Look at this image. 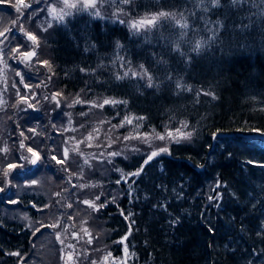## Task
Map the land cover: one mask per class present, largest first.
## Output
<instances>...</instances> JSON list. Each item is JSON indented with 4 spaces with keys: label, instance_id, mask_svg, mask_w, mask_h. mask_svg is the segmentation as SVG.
<instances>
[{
    "label": "trees",
    "instance_id": "obj_1",
    "mask_svg": "<svg viewBox=\"0 0 264 264\" xmlns=\"http://www.w3.org/2000/svg\"><path fill=\"white\" fill-rule=\"evenodd\" d=\"M27 3L36 8L45 5L41 0ZM220 4L213 7L210 0L200 6L195 0H134L125 5L130 17L164 10L177 13L179 19L183 13L190 26L185 39L192 42L206 40L219 30L222 42L209 41L199 54L190 50L192 43L181 42L184 57L171 51L181 29L165 21L159 31L149 34V43L143 34L132 36L124 25L88 14L67 18L66 27L53 23L48 28L45 7L31 20L27 17L32 13L22 10L30 15L20 21L39 38L37 56L47 53L41 61L48 60L52 71L35 61L38 66L17 65L24 81L31 83L34 91L40 84L36 92L49 99L40 100L35 108L15 103L19 99L12 100L15 104L10 122L18 129L36 128L41 132L39 140L34 141L41 154L45 149L46 155L57 153L61 158L67 147L70 158L65 167L69 171L46 163L42 154L40 166L31 175L20 176L14 169L5 177L7 163H13V156L0 154V188L4 189L0 192V264L30 263V252L37 241L50 239L54 232L49 227L36 234L34 230L56 220L60 221L61 234L65 227L81 234L78 264H91V260L102 259L108 251L120 259L124 245L117 241L126 234L127 264H264V139L252 136L264 133V15H260L264 0H256L258 6H234L230 0H220ZM13 5L0 6L2 21L21 17ZM205 7L207 11L203 10ZM238 25L249 27L241 30ZM9 29H14L18 38L23 37L17 25ZM161 32L168 39H159ZM117 41L122 47H115ZM86 46L89 51H85ZM158 60L167 63H157ZM141 64L149 69L158 87H147L146 78L115 79L129 68L140 71ZM81 68L87 71L82 72ZM9 73L12 82L20 85L18 77ZM177 80L192 91L177 89ZM208 91L216 99L203 94ZM56 92L62 93L60 107L51 100ZM16 93L12 91L13 98L18 97ZM78 94L88 103H83L82 108L76 103L68 107ZM104 99L128 102L126 106L109 104L96 109L107 128L119 125L126 115L146 117L140 122L141 134L151 132L153 127L163 133L165 125L178 128L180 121H187L192 139L179 144L167 142L171 154L154 158L141 175L133 176L129 173L137 171L157 146L109 148L108 141L97 138L99 151H120L121 155L112 160L96 156L93 163L98 164L91 171L94 164L84 163L90 151L79 147L76 141L65 144L71 134L63 129L70 117L80 118L79 109L89 110V103H103ZM99 116L97 119L101 120ZM88 118L85 115L81 119ZM86 129L90 127L87 125ZM112 134L117 142L135 132L132 125H126L113 129ZM43 137L48 138L46 143ZM53 141L57 147L51 152ZM30 142L26 139V148ZM19 145L15 144V148L20 150ZM74 147L79 151L73 152ZM133 148L139 151H132ZM85 170L84 180L87 177L93 182L83 180ZM33 180L37 183L32 184ZM77 183L93 185L74 193L77 188L72 185L78 186ZM217 193L218 199H209ZM84 196H99L96 205L105 206L95 211L80 202ZM12 200L16 203L10 204ZM68 204L72 207L68 208ZM10 205L11 210L7 211ZM84 228L91 234V244L87 243L90 237L84 234ZM65 242L70 243L68 239ZM55 247L54 254L60 249L58 243ZM14 251L20 256L8 255ZM62 260L59 252L41 262L64 264Z\"/></svg>",
    "mask_w": 264,
    "mask_h": 264
},
{
    "label": "snow or ice",
    "instance_id": "obj_2",
    "mask_svg": "<svg viewBox=\"0 0 264 264\" xmlns=\"http://www.w3.org/2000/svg\"><path fill=\"white\" fill-rule=\"evenodd\" d=\"M4 0H0V3H3ZM197 6L203 5L204 4V0H195ZM211 4L213 7H220V0H210ZM232 5H241V4H252L253 6H258L256 4V0H230ZM37 3H39V0H37ZM62 3V7H59V5ZM132 3H134V0H56L55 5L53 4H49L47 7V13L48 15L51 17L52 21H55L57 24H61L64 25L65 27L67 26L66 24V17H71L75 14H79V13H87L90 17L92 18H98V19H111V22L113 24H120V25H124L125 27H127L129 29V32L132 36H140L141 34L144 35V38L147 42H151L149 39V34L153 33L154 30L155 31H159V29L161 28L162 21L168 22L172 27H179V29H181L178 39L176 41L173 42V46L171 47V51L172 52H176L179 53L181 57H184L186 55L185 52L181 51V42H187V43H192V47H191V51L195 52L197 54L200 53V51L206 47L208 45L209 41L212 42H222V38L219 34V30L217 29L213 35L211 37H208L206 40L205 39H199V40H195L194 42L186 40L185 38L188 37V29H189V24L187 22V20L184 18L183 13L179 14V19L177 18V13L175 12H170V11H158V12H154L151 14H145L144 16L139 17L138 19H124L122 18V16H128L129 13L127 11H125L123 8H119L117 12L113 13V17H106L104 15H102V12L100 10H98V5L102 8L105 4L108 5H131ZM14 7H16V11L17 13H19L21 16L24 15V13L22 12V9H28L31 7V5L29 3L26 2V0H16V4L13 5ZM71 10V11H68ZM204 11H207V8L205 7L203 9ZM195 13H193L194 15ZM35 15V10L32 13V16ZM260 15H264V8H262L260 10ZM32 16L27 17L28 20L32 19ZM17 23H19V31L20 33L23 34V38L24 39H20L17 37L16 33L13 32L11 29H5V31L0 32V37H3L4 40H7L8 43H12L13 41H15V47H13L11 49L12 53L14 54V56L16 54L19 55V57L22 58V62L25 63L26 65H31L33 63V58L37 56V52H36V48L39 46V38L37 36V34L34 31L31 30H27L24 27V22L19 20V17H17L16 20L12 21L13 25H16ZM48 23V28H51L53 25L52 23L49 21ZM39 27V26H38ZM238 27L241 30H245L249 27V25H238ZM44 31H47V29H43ZM11 32V36L6 35V33ZM159 39L161 40H166L168 39V37H166L162 32L159 35ZM26 41H30L31 42V46L28 45V43ZM3 40H0V43H3ZM91 47H95V45H91ZM116 48H120L122 47L119 42L117 41L115 44ZM21 49H24L23 51H21ZM90 48L88 46L85 47V51H89ZM0 59H2V55H0ZM119 59H123V57H119ZM36 63H38L41 67H46L49 72L52 71V67L49 64L48 60H37ZM130 63V62H129ZM157 63H167V61L165 60H158ZM140 71H134L131 68H129L127 71H124L122 75H116L115 79L117 81L119 80H123L125 78H129L130 76L132 78H136L139 77L141 80L143 79H147V87L152 88L154 86L158 85H154V78L152 75L149 74V69H146L144 67L143 64H141L139 66ZM38 71V69H37ZM80 71L82 72H86L87 70L84 68H81ZM94 71V70H93ZM16 76L21 77L20 83L23 84L24 89H28L29 91H31V85L28 83H25L24 81V76L22 75V73L20 71H17ZM30 79V77H29ZM47 80H51V76L46 77ZM168 79L171 80L172 77L171 75L168 76ZM43 83V81L41 82ZM13 87H15V84H13ZM36 87H40V84H37ZM176 88L184 91H192V89L184 84H182L179 80L176 81ZM17 96H19V100L22 103H27L28 108H33L34 105L32 103H28V97L27 96H23L20 94V90L17 89ZM204 95H210L212 96L213 99H216V96L214 95V93L208 91V92H204ZM200 93H197V96H199ZM62 93L60 92H56L53 93L51 96V100L56 102V106L60 107V100L57 99L58 97H61ZM44 99H49V97L45 96ZM38 102V101H37ZM197 102H199V100H197ZM74 103L76 104H80V103H88V101L86 100H81L79 98V94L77 96V99L74 101ZM127 101L126 100H116V99H104L103 103H99L97 104L96 102H91V107L95 108V107H99V108H104L105 105H117V104H123V105H127ZM72 104H69L68 107H72ZM65 115H71L70 113H65ZM81 115H86V113H81ZM117 115H119V113H117ZM146 119V117L144 116H130V115H126L124 116V118L121 120L119 125H112V129H115L117 127L119 128H123L126 125H132L133 126V131L135 132V135H126L122 137L123 141H129V140H141L143 143H146L149 145V147L151 148L152 146V141L154 140H159V141H168L170 143H176L179 144L182 141H186V140H191L192 139V135L193 133L191 131H187V129L189 128V124L187 121H180V127L178 128H167V125H165L166 131L165 132H158L156 128H152L151 132H144V133H140L139 129H140V122L144 121ZM69 125H71L72 121L69 120L68 121ZM101 123H104V121H102ZM81 128L85 127L84 124L80 125ZM78 129L76 128H69V127H65L63 129V131H77ZM28 131L30 132H34V129H28ZM98 132V129H93L92 132H89L88 135L86 137H84L81 140L76 141L77 145L79 144H87V146L91 147L92 145L90 143H88L89 141H92L93 139H97V137H95L93 135V133ZM264 134V133H262ZM20 135L22 137H24V132L21 131ZM215 136V134H214ZM24 139H29L28 137H24ZM75 137H68L67 139L64 140L65 144H68L69 141H73L75 140ZM116 139H120V137H117ZM116 141L115 140H110L109 144L106 145V147H111L112 144H114ZM20 148L24 149L26 147L24 140L20 141ZM97 147H99L100 145L97 144ZM73 152H78L79 148L78 147H74L72 149ZM132 151L138 152L139 149L138 148H133ZM4 153L9 152L8 148H4L3 149ZM27 152L31 154V160L30 163L32 165H37L38 162H40L42 160V156L40 154V152L35 151L33 149V147H27ZM162 154H171L169 151V147L167 145L164 146H157L156 148L152 149L150 154L147 155V158L143 160V164L140 166V168L132 173H129V175H133V176H139L141 175V173L144 171V166L148 165L151 161L154 160V158L162 155ZM80 155H83V153H80ZM109 156L112 157H116V156H120L121 152L120 151H112L108 153ZM69 149L67 147L64 148L63 150V154L61 158H58L57 155H52L51 159L52 161H55V163L57 165H61L64 166L68 163L69 161ZM17 159H23L26 162H28L29 158L25 157L23 155H20L19 157H17ZM111 162V161H110ZM85 164L88 163L87 160L84 161ZM249 163H252L251 161H249ZM262 167H264V165H261ZM17 167H23V165H18L15 163H7L6 166V170L4 171V176L7 177L13 169L17 168ZM62 170L65 172H68L69 169L67 167H62ZM82 171V170H81ZM73 175L75 173H72ZM121 179H125V177H121ZM120 180H117V183H119ZM37 181L33 180L32 184H36ZM69 183H71V181H69ZM220 185L218 184L217 187H219ZM73 187H77V185H73ZM79 187L83 188L86 187L85 185H80ZM4 189L0 188V192H3ZM219 198V194L217 193V195L215 197L210 196L209 199H218ZM100 197L97 196L96 200H99ZM81 203L87 205L90 208H93L95 211H98L99 208H103L105 205L103 203L99 204L98 206L96 204H94L93 202H91L88 199H84L82 201H80ZM11 203H16V201H11ZM68 208H71L72 205L68 204L67 205ZM121 215H123V212H121ZM125 219H128L127 216H125ZM41 227H50L53 229H56L58 227H60V221L56 220V222L50 224V225H41ZM37 231H39V229H37ZM82 231L84 232L85 235L89 236L90 238L88 239L87 243L91 244L92 243V239H91V234L89 233L87 228L82 229ZM74 238H77V235L74 233ZM259 235V233H258ZM127 234L122 237L119 241H117V243L124 245V257L119 259V262L117 261V258L113 257V254L111 251H108L105 255H103L102 259L100 260H96L93 259L91 260V264H109V260L111 258V264H127V257L129 255L128 253V247L127 244L125 243L127 240ZM56 239L58 241H60L63 244V241L60 238V235L57 234L56 235ZM67 247L72 248L74 247L73 245H68ZM96 251H100V249H96ZM87 254V253H86ZM8 255L11 256H16L19 257L20 253L18 251H14V252H10L8 253ZM80 255L79 252H75V253H69L67 254V258L64 262V264H77L76 262V257H78ZM63 259V257H62Z\"/></svg>",
    "mask_w": 264,
    "mask_h": 264
},
{
    "label": "rangeland",
    "instance_id": "obj_3",
    "mask_svg": "<svg viewBox=\"0 0 264 264\" xmlns=\"http://www.w3.org/2000/svg\"><path fill=\"white\" fill-rule=\"evenodd\" d=\"M41 1H43L45 3V5H43V6L39 7V8H36L35 5L32 6L31 3H30V5H31L30 8L22 9V10H26V11L28 10L30 14L33 13L34 10H35V13H39L45 7L46 8L45 14H46V18H47L48 22L50 21L52 24L56 23L55 21L51 20V17L47 13L48 5L49 4L55 5L56 0H41ZM26 2H27V0H26ZM12 4L15 5L16 4V0H11L10 2L4 0L3 3H0V6L8 5V6L12 7L11 6ZM62 6L63 5L61 3L59 5V7H62ZM119 8H123L125 10V5H108V4H105L102 8L98 5V10H100L102 12V15H104L106 17H111V18H114L112 14L117 12ZM68 11H71V10H68ZM29 13H24L23 16L19 17V20L21 18H26ZM79 14H81V13H79ZM82 14H87V13H82ZM148 14H151V13H148ZM144 15H141V16H144ZM2 16L3 15L1 13V16H0V32L4 31L5 29L11 28V26L13 25L11 19H5L4 21H2ZM141 16L130 17L128 15V16H122V18L124 17L125 19H129V18L138 19ZM67 18H69V17H66V19ZM96 19H98V18H96ZM103 20L111 21V19H103ZM42 22H44V20ZM16 25L19 28V23H17ZM12 31H14V29H12ZM15 33H17V32H15ZM6 35L11 36V32L6 33ZM21 39H23V37ZM0 40L4 41L3 43H0V55H2V59H0V154L3 153V149L4 148H8L9 152L4 153L5 157H7L11 153L12 156H13V163L18 164V165H23V167H17L15 169H18L17 172H20V176L26 177V176L31 175L33 173V169L34 168H37L38 166H40L41 161L38 162L37 165H32L30 163V160H31L32 157H31V154L27 152V148L26 147L24 149L20 148V150H22V151H20L19 149L15 148V144H20L21 140H24V142H26V139H24V137L27 136L29 138L28 140L31 141L30 145H28V147H33V149L35 151L40 152L39 148L34 147V141L35 140H37V141L39 140V138L41 137V132L40 131L37 132L35 130L36 128L34 129L35 130L34 132L28 131V128H25V127L18 129L17 127H14L11 124L10 117H11V111H12V108H13L14 104L17 103V104H21V105L27 106V103H22V102H20V100L18 102L12 103L11 101L12 100L16 101L17 99H19V96L17 98H13L11 94H12L13 90L17 91V89H19L20 90V94L23 95V96H27L29 98L28 99V103H32L34 105V108H35V104H37L40 100L44 101L45 99H44V95L43 94L39 95V93L36 92V90H37L36 87H35V91H34V88L31 87V89H33L31 92L28 89H24L23 84L20 83L21 77H19V76H17V77H18L20 85H15V87H13V84H15V82L14 81L12 82L9 71H12L13 75H16L15 73L17 71H20L22 73V75H23L22 70L19 69L17 67V65L19 66L21 64H24V65H26V64L23 63V62L18 64L19 63L18 61H22V58L19 57L18 54H16L14 56V54L11 51V49L13 47H15V41H13L12 43H8V41L4 40L3 37H0ZM28 45L31 46V42L30 41H28ZM23 50L24 49H21V51H23ZM47 56H48L47 53L40 52L39 56H37L36 58L35 57L33 58L34 59L33 61H35V62L37 60L41 61V58L44 59V58H47ZM35 62H33L32 64L36 65ZM26 66L30 67V65H26ZM36 66H38V65H36ZM21 87H22V89H21ZM29 93H31V94H29ZM57 99L60 100L59 97ZM74 101L75 100H73V103H72L73 106L75 105ZM89 104L91 105V103H89ZM82 105H83V103H80L78 108L79 107L82 108L83 107ZM97 108L98 107H95V108L91 107L89 110H85L83 112H80V109H79L80 118L78 120H74L73 118L70 117V120L72 121V123H71V125H69V123L67 122L66 127L78 129L77 131H68L71 134L70 137H75L76 138L73 141H78V140L83 139L84 137H86L88 135L89 132H92L94 128L98 129V132L93 133V135L95 137H97V138L103 139L104 141H108L107 142L108 144H109L110 140H114L115 139V137L112 134L113 133L112 127L108 126V128H107L105 122L101 123L103 121V119L99 116L100 111H97L96 110ZM87 112H90L91 115L89 113H87ZM81 113H86V115H88L89 118L88 119H81V118H83L85 116V115H81ZM97 116H99L101 120H98ZM24 121L27 122V118L26 117H25ZM86 123H90V124H87L90 127V129H88V130L86 129V127H87V125H85ZM81 124H84L85 127L81 128L80 127ZM21 131L24 132V137H22L20 135ZM12 137H13V140H11ZM43 139H44L45 143L48 140L47 137H43ZM167 142L168 141L154 140V141H152V146L151 147L158 146V145H161V144H163V146H164ZM88 143H90L92 146L89 147V146H87V144H79L78 146L79 147L83 146L86 149H88V151H90L89 154H86L84 160H87L88 163H90L92 165L94 164L93 169L91 171H94L96 165L98 164V163H93V159L96 156H102V157H100L102 160H112L113 159L112 156L108 155L106 150L99 151L97 149V147H96L97 144L95 142V139H93L92 141H89ZM135 144H139V145H143V146H149L148 144L143 143L141 140H136V139L129 140V141L118 140L115 144H112V146L116 147V148L123 149V148H126L127 146H132V145H135ZM56 147H57V145L53 141L52 145H51V148H52L51 152H53V150H55ZM42 154L45 157L46 163L49 164V162H50L51 165H57L55 163V161H52V159H51V156L54 155V154L46 155L45 154V149L42 151ZM42 154H41V156H42ZM20 155L28 157L29 158L28 162H26L23 159H17L16 158V156L19 157ZM55 155H57V157L60 158L57 153ZM66 165H64V166L60 165V167L62 168V167H65ZM86 171L87 170L83 171V174H82L83 180H84V175H85ZM84 181L88 182V181H92V179H89V178L86 177V179ZM39 182H40V180H39ZM77 184H78V186L76 187L77 189L74 191V193H78V191L80 192L83 189L84 190L85 189H89L90 186L93 185V183L92 184H89V183L88 184L77 183ZM80 185H85L86 187L81 188V187H79ZM73 189H74V187H73ZM102 194L103 193H101V195ZM84 199H88L91 202H93L94 204H96V200H95L96 196L95 197L84 196V197H81L80 201H82ZM12 201H16V200H12ZM10 204H13V203H10ZM10 210H11V205L8 208L7 211H10ZM42 228H44V227H39L37 229H39V231H40ZM37 229L34 230V234L39 232V231H37ZM53 230H54V232L50 233L51 234L50 239L49 238L48 239H43V240L40 239L39 241H37V244L33 247L32 252H30V253H32L30 263L29 262H24V261H23V263H25V264H42L41 260H43L44 258L48 259L50 256H54V255H56L59 252H60V257L61 258L63 257V260H62L63 262H65V260L67 258V254H69V253L79 252L80 255H81V252H82V249L80 248L81 247L80 244L82 243L81 234L79 235V233L76 230H74V229L70 230L67 227L64 228L65 232L63 234H61V231H60L59 228H56V229L50 228V232H52ZM74 233L77 234V238H74V235H73ZM57 234L60 235V238L63 241V244L56 239V235ZM66 239H68L70 241V243H66L65 242ZM72 239L74 240V243H73L74 247L69 248L67 246L72 244L71 243ZM51 241H52V244H51ZM56 243H58V246L60 247V249H58V252L56 254H54L55 253V249H56V247H55ZM80 255L78 256V258L77 257L75 258L77 264L79 263ZM123 257H124V251H123V254H122L121 258H123ZM127 259H128V257H127ZM117 261L119 262V259H117Z\"/></svg>",
    "mask_w": 264,
    "mask_h": 264
},
{
    "label": "water",
    "instance_id": "obj_4",
    "mask_svg": "<svg viewBox=\"0 0 264 264\" xmlns=\"http://www.w3.org/2000/svg\"><path fill=\"white\" fill-rule=\"evenodd\" d=\"M253 137L264 139V134H253ZM76 234V233H75ZM77 235V234H76Z\"/></svg>",
    "mask_w": 264,
    "mask_h": 264
}]
</instances>
